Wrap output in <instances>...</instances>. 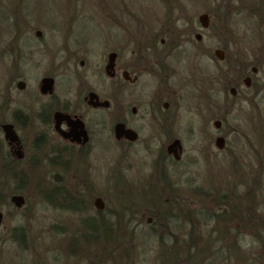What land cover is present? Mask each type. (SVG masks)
<instances>
[{"label":"flooded vegetation","instance_id":"af4514ba","mask_svg":"<svg viewBox=\"0 0 264 264\" xmlns=\"http://www.w3.org/2000/svg\"><path fill=\"white\" fill-rule=\"evenodd\" d=\"M156 2L163 8L159 24L141 38L110 10V34L120 44L91 53L90 67L85 53L60 46L62 62L57 68L75 69L78 80L73 85L51 75L30 81L19 72L26 55L15 47L0 49V60L9 64L7 78L0 80V227L4 216L10 217L6 210L18 212L26 204L29 214L24 215L30 217L34 205L28 200H36L43 236L49 235L60 249L99 246L104 250L98 257L106 263L113 243L134 246L153 224L147 214L154 205L145 207L144 197L186 202L191 141L201 129L210 134V149L211 144L218 153L229 149L236 165H242L239 154L248 152L244 165L256 173L260 169L253 188L260 195L264 159L257 166L251 162L256 152L264 151V61L257 57L261 51L250 52L247 59L233 58L224 83L226 44L215 37L221 29L219 5L189 17L176 10L185 0ZM257 19L264 25L263 15ZM198 66L203 73L196 74ZM44 78L51 79V85L41 92ZM56 81L62 83L59 90ZM231 110L234 126L224 130ZM217 139L222 140L221 149L215 147ZM112 148L117 151L114 158ZM137 163L150 170L146 190L135 191L133 202L119 187ZM112 198L118 207H113ZM16 229L21 228L5 225L0 245L30 246L27 240L17 243ZM90 254L79 258L89 262Z\"/></svg>","mask_w":264,"mask_h":264},{"label":"rangeland","instance_id":"374dc122","mask_svg":"<svg viewBox=\"0 0 264 264\" xmlns=\"http://www.w3.org/2000/svg\"><path fill=\"white\" fill-rule=\"evenodd\" d=\"M141 1L0 0V49L15 47L26 55L25 57L28 59L24 65L19 67V72L27 76L30 81H38L43 76L51 75L55 80L69 79L71 85H73L78 80L75 69L73 70L71 66L66 68L64 65L63 69L62 67L57 68V64L62 62L60 58L62 54L60 51L58 52V48L63 46L69 51L85 53L90 58L88 60L90 67L91 53H100L109 46H119L120 39H116L110 34L113 32L110 28V10L114 12L112 17L121 18L127 25L128 31L135 37H145L148 33L154 31L159 24L158 21L162 16L163 8L160 3L156 2L157 0H143L151 3L147 7L145 5L148 4L141 3ZM73 5L77 7L76 16L73 17L69 35L66 36V24L68 16L72 15L70 12ZM216 5H219L222 19L221 29L217 33L215 32V37L219 40V44H226L223 50L222 62L225 83L229 74L227 66H230L233 58L243 60L249 56L250 52L259 53L261 51L257 57L264 61V25L258 21L255 15L259 12L260 15L264 16V0H185V2L176 5V10L190 17L199 9L206 8L208 12L214 11ZM13 6L19 8L17 12L21 17L17 16V20L21 24L17 22L18 28L13 27L11 31H3L2 28L7 29L9 26V22L5 21L7 18L6 9H12ZM119 9L121 11L123 9L126 13L123 16L119 15ZM1 14L5 17L3 18ZM35 32H39L40 37H35ZM14 37H17L15 41H13ZM189 55L188 52L184 63L189 60ZM8 67L7 62L0 60V80L7 78L9 74ZM86 71L88 72V70ZM185 71H191L189 64L185 66ZM203 72L204 69L201 66L196 74ZM55 85L57 90L62 88V83L59 81H56ZM227 103L229 106L231 101L228 99ZM234 119V112L231 110L225 117L223 129L231 131L234 126ZM242 128H244V125ZM245 130L248 132L247 123ZM180 135L182 136V133ZM209 135L207 130L201 129L200 133L194 132L191 141L189 154L191 155L192 164L187 179H189L192 187L209 184L218 187L223 184L224 180L231 178L233 175L235 167H233L226 152L218 153L212 144L211 149L208 146ZM232 138L230 133L227 138L229 148L232 147ZM198 150L199 152H197ZM261 150L256 152L255 161L251 162L255 163V166L263 162L264 151ZM111 152L112 158H114L117 151L112 148ZM247 154V151H242L239 154L240 164L244 165L243 157ZM144 159L146 160V158ZM240 167L239 165L236 166V168ZM147 170H150L148 166H141L137 163L129 174H125L126 183L119 187V191L127 196L128 201H136L135 191L144 192L146 190L147 179H149L145 176ZM260 182L259 196L264 199V180ZM179 185L182 186L183 184L180 183ZM181 192H183V189ZM28 204L34 205L30 217L24 215L29 214L26 213V204L18 212L6 210L5 213H8L10 217L6 218L4 216L0 233L5 225L19 227L23 229L29 243L31 242V247L28 246L22 251L15 244L10 246L0 245V264H91L93 262L92 257H88L89 262H84L79 257L88 256L90 253L94 256L96 254L94 252L95 246L83 247L81 245L79 248H74L67 245L60 249L55 246V240L49 235L43 236L40 231L41 210L38 208L40 204H37L36 200H28ZM115 204L116 200L112 198L113 207H118ZM143 204L145 207H151L155 204V200L144 197ZM48 215L54 217L51 211L48 212ZM147 233L148 231L144 230L141 241L136 242L134 245L137 246V252L140 256L138 262L133 257V263L163 264L165 257L169 258L170 256L169 251L168 255L161 250L153 255L156 251V242L152 238H145ZM173 233L175 234L176 231ZM112 259L114 262H111L110 258L109 261L103 264H124L123 259L120 260L114 254ZM93 264L100 263L93 262Z\"/></svg>","mask_w":264,"mask_h":264},{"label":"trees","instance_id":"16d2710c","mask_svg":"<svg viewBox=\"0 0 264 264\" xmlns=\"http://www.w3.org/2000/svg\"><path fill=\"white\" fill-rule=\"evenodd\" d=\"M76 8L74 5L71 7L66 36L76 16ZM18 9L17 6L6 9L5 21L9 26L2 28L3 31L18 28ZM255 15L260 18L259 12ZM225 152L235 167L231 178L218 187L210 184L192 187L189 182L186 202L176 198L164 200L162 197L155 200L154 211L148 212L153 224L145 229L148 231L145 238L156 242L153 255L158 250L167 255L169 251L170 256L165 257L163 264H264V199L253 191L254 176L260 175V169L256 173L245 165L236 168L232 152L229 149ZM173 213L179 219L177 225L173 222ZM14 234L17 243L27 240L21 229H16ZM18 248L23 251L25 246ZM102 250L95 246L96 254H90L94 263H105L98 257ZM113 254L123 259L124 264H135L133 257L138 262L140 256L137 246L124 248L114 243L110 248L111 262H114Z\"/></svg>","mask_w":264,"mask_h":264},{"label":"water","instance_id":"95a60500","mask_svg":"<svg viewBox=\"0 0 264 264\" xmlns=\"http://www.w3.org/2000/svg\"><path fill=\"white\" fill-rule=\"evenodd\" d=\"M201 19L204 22L205 16H202ZM35 35L39 36V32H36ZM217 54L220 57V54L219 53H217ZM50 85H51V79H49V78L42 79L41 80V92H45V90H48V88H50ZM215 147L218 148V149L222 148V140L221 139H217L215 141Z\"/></svg>","mask_w":264,"mask_h":264}]
</instances>
